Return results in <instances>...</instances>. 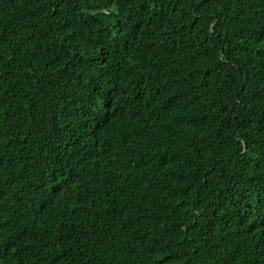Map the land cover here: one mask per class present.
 Segmentation results:
<instances>
[{
  "label": "trees",
  "instance_id": "16d2710c",
  "mask_svg": "<svg viewBox=\"0 0 264 264\" xmlns=\"http://www.w3.org/2000/svg\"><path fill=\"white\" fill-rule=\"evenodd\" d=\"M0 264H264V0H0Z\"/></svg>",
  "mask_w": 264,
  "mask_h": 264
}]
</instances>
